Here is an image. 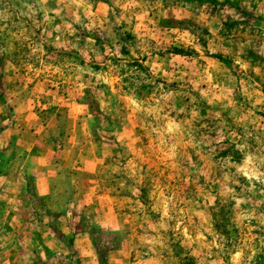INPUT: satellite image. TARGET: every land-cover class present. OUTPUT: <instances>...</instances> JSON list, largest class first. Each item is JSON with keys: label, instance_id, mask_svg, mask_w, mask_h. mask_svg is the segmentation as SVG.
<instances>
[{"label": "rangeland", "instance_id": "1", "mask_svg": "<svg viewBox=\"0 0 264 264\" xmlns=\"http://www.w3.org/2000/svg\"><path fill=\"white\" fill-rule=\"evenodd\" d=\"M0 264H264V0H0Z\"/></svg>", "mask_w": 264, "mask_h": 264}]
</instances>
